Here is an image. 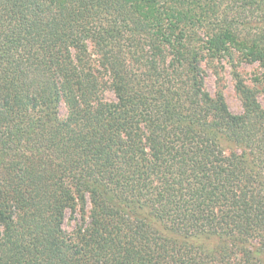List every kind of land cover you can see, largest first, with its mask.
I'll return each instance as SVG.
<instances>
[{
    "label": "trees",
    "instance_id": "16d2710c",
    "mask_svg": "<svg viewBox=\"0 0 264 264\" xmlns=\"http://www.w3.org/2000/svg\"><path fill=\"white\" fill-rule=\"evenodd\" d=\"M232 50L264 81V0H0V264H264V107L199 65Z\"/></svg>",
    "mask_w": 264,
    "mask_h": 264
},
{
    "label": "rangeland",
    "instance_id": "374dc122",
    "mask_svg": "<svg viewBox=\"0 0 264 264\" xmlns=\"http://www.w3.org/2000/svg\"><path fill=\"white\" fill-rule=\"evenodd\" d=\"M211 62L203 58L199 64L203 71V88L211 96L221 92L229 112L239 114L242 111L241 100L235 89L237 78L245 85L257 90V100L264 107V81L261 75L262 70L257 62L241 59L235 50L231 51L230 56L225 55L218 62L214 60L213 64ZM104 96L106 99H113L110 91H107ZM59 113L61 116L66 114L63 103H60ZM79 221L78 214H70L67 211L62 228L70 232Z\"/></svg>",
    "mask_w": 264,
    "mask_h": 264
}]
</instances>
